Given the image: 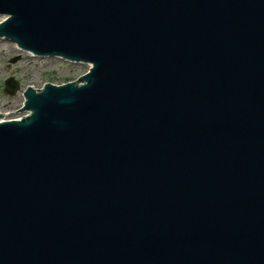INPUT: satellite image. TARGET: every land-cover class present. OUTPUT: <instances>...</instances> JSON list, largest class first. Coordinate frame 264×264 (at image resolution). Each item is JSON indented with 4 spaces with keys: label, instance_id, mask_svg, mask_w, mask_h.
I'll return each mask as SVG.
<instances>
[{
    "label": "water",
    "instance_id": "obj_1",
    "mask_svg": "<svg viewBox=\"0 0 264 264\" xmlns=\"http://www.w3.org/2000/svg\"><path fill=\"white\" fill-rule=\"evenodd\" d=\"M0 15L21 49L91 65L0 121V264H264V0Z\"/></svg>",
    "mask_w": 264,
    "mask_h": 264
},
{
    "label": "rangeland",
    "instance_id": "obj_2",
    "mask_svg": "<svg viewBox=\"0 0 264 264\" xmlns=\"http://www.w3.org/2000/svg\"><path fill=\"white\" fill-rule=\"evenodd\" d=\"M6 15H0V22ZM8 39L0 37V103L1 100L11 102L13 110H1L0 114H9L22 117L28 114L27 110L21 109L24 104V91L28 86L34 89H41L44 83L62 84L73 81L84 74L90 65L82 62H70L59 57H41L32 55L19 48ZM18 48V49H17ZM17 57L12 62L11 59ZM8 77L14 78L18 82V89L14 94L3 91L4 81ZM35 82V86L29 85ZM18 100H22L18 105ZM11 119V118H8Z\"/></svg>",
    "mask_w": 264,
    "mask_h": 264
},
{
    "label": "bare ground",
    "instance_id": "obj_3",
    "mask_svg": "<svg viewBox=\"0 0 264 264\" xmlns=\"http://www.w3.org/2000/svg\"><path fill=\"white\" fill-rule=\"evenodd\" d=\"M13 45H15V44H13ZM18 49V48H17ZM31 55H32V57H34L35 55H33L32 53H30ZM33 84V85H32ZM29 85H32V86H35L36 84H35V82H32L31 84H29ZM28 87H31V86H28ZM27 87V88H28ZM21 102H23L22 100H18V105L19 104H21ZM14 108H13V106H12V104H11V102H7L6 100H1V103H0V111L1 110H13ZM8 118H18L17 116H14V115H10V113L9 114H7V115H4V116H2V118L0 119V120H6V119H8Z\"/></svg>",
    "mask_w": 264,
    "mask_h": 264
}]
</instances>
